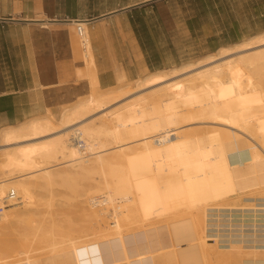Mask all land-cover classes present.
I'll return each instance as SVG.
<instances>
[{
	"label": "bare ground",
	"instance_id": "1",
	"mask_svg": "<svg viewBox=\"0 0 264 264\" xmlns=\"http://www.w3.org/2000/svg\"><path fill=\"white\" fill-rule=\"evenodd\" d=\"M64 22L90 90L0 128V264H264V30L103 88Z\"/></svg>",
	"mask_w": 264,
	"mask_h": 264
},
{
	"label": "crops",
	"instance_id": "2",
	"mask_svg": "<svg viewBox=\"0 0 264 264\" xmlns=\"http://www.w3.org/2000/svg\"><path fill=\"white\" fill-rule=\"evenodd\" d=\"M180 1L0 0V22L24 25L29 30L40 98L48 106L56 102L59 105L90 90L76 28L64 21L86 19L89 22L96 73L100 86L106 88L116 84V71L125 80H132L153 68L145 46L157 39L154 31L149 29L151 23L147 20L146 10L159 5H175ZM208 2L221 3V0ZM28 19H56L59 22L43 29ZM162 19L164 31L170 32V28L165 27L168 20ZM167 56L163 54L160 62L168 61ZM161 68L165 65L158 67ZM13 93L0 91V116L6 120L17 112L15 106L20 96Z\"/></svg>",
	"mask_w": 264,
	"mask_h": 264
},
{
	"label": "rangeland",
	"instance_id": "3",
	"mask_svg": "<svg viewBox=\"0 0 264 264\" xmlns=\"http://www.w3.org/2000/svg\"><path fill=\"white\" fill-rule=\"evenodd\" d=\"M146 15L152 24L149 29L154 31L157 39L145 46L153 67L150 71L163 65L165 68L161 69L169 71L181 64L202 60L215 54L220 46L264 30V0H221V3L211 4L208 0H182L175 5L148 8ZM162 18L165 22L168 20L165 23L171 30L168 33L163 29ZM29 34L24 25L0 22V91L16 92L20 96L15 106L16 115L7 120L0 116V128L43 115L47 107L53 115L59 113L57 102L48 106L40 98ZM163 54L168 55V61L160 62ZM134 79L126 81L129 83Z\"/></svg>",
	"mask_w": 264,
	"mask_h": 264
},
{
	"label": "built area",
	"instance_id": "4",
	"mask_svg": "<svg viewBox=\"0 0 264 264\" xmlns=\"http://www.w3.org/2000/svg\"><path fill=\"white\" fill-rule=\"evenodd\" d=\"M76 31L78 32V34H80V29L76 26ZM12 195L10 194V197H11ZM12 200H14L13 199V197H12ZM1 209V208H0Z\"/></svg>",
	"mask_w": 264,
	"mask_h": 264
}]
</instances>
